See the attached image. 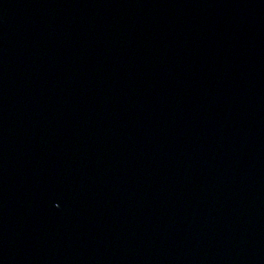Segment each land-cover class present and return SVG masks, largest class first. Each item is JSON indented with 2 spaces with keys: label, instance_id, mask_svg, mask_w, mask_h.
<instances>
[{
  "label": "water",
  "instance_id": "1",
  "mask_svg": "<svg viewBox=\"0 0 264 264\" xmlns=\"http://www.w3.org/2000/svg\"><path fill=\"white\" fill-rule=\"evenodd\" d=\"M0 264H264V0H0Z\"/></svg>",
  "mask_w": 264,
  "mask_h": 264
}]
</instances>
